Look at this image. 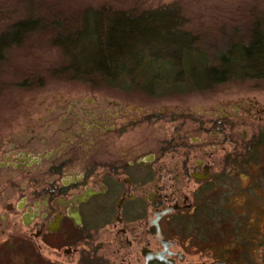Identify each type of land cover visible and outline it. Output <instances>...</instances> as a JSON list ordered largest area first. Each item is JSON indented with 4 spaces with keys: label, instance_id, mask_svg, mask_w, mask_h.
Masks as SVG:
<instances>
[{
    "label": "flooded vegetation",
    "instance_id": "1",
    "mask_svg": "<svg viewBox=\"0 0 264 264\" xmlns=\"http://www.w3.org/2000/svg\"><path fill=\"white\" fill-rule=\"evenodd\" d=\"M63 108L57 104V137L28 128L23 142L0 140V262L12 258L8 250L36 247L41 264H94L101 248L108 264H197L183 252L178 226L202 214L205 186L221 188L242 166L243 176L251 174L254 141L264 130L238 139L234 131L246 118L204 111L195 148L187 142L188 108L147 111L116 98ZM173 118L176 136L160 141V128L148 132ZM134 131L144 136L127 143ZM219 145L224 160L216 159Z\"/></svg>",
    "mask_w": 264,
    "mask_h": 264
},
{
    "label": "rangeland",
    "instance_id": "2",
    "mask_svg": "<svg viewBox=\"0 0 264 264\" xmlns=\"http://www.w3.org/2000/svg\"><path fill=\"white\" fill-rule=\"evenodd\" d=\"M106 7L137 14L178 9L186 19L184 28L199 36L205 50L214 58L217 51L228 45L233 30L247 31L253 19L264 13V0H0V33L11 24L30 16L50 19L59 14L67 17L90 8L100 10ZM50 37L49 34L33 35L23 46L12 50L2 69L1 81L15 83L25 74L63 65V55L59 49L50 45ZM106 98H116L123 103H131L132 106L147 108V111L163 106L176 110L175 112L188 108L190 115L187 121V142L195 148L200 146L199 139L203 137L198 129L204 111L209 114L207 118L216 115L219 108L223 110L222 115L238 112L237 119L246 118L248 123L243 126L239 122L242 125L234 131L238 139L245 133L246 139L250 141L264 130V81L232 82L205 93L163 98L125 94L112 89H94L79 82H53L41 90L10 88L0 97V140L7 142L8 138L15 137L23 142L28 128H34L41 136L52 137L54 133L57 137L59 133L56 132V127L62 126L61 118L56 112L57 104L62 107L64 105L62 110L73 111L71 106L78 101L98 99L103 105ZM251 109L252 113L247 114ZM233 119L236 117L233 116ZM178 125L179 122L173 118L172 123L160 124L158 128L148 132L160 128L155 135L161 141L176 136ZM144 132L134 131L128 134L125 137L127 143L139 142ZM205 138L210 139V136L206 135ZM120 141L116 140V143ZM102 150L100 145L101 154ZM211 151L215 149L211 148ZM215 155L216 159L224 160L225 150L219 145ZM253 165L248 177L243 176L246 167L242 166L233 180L223 183L221 188L215 182L205 186L207 193L204 195L202 214L197 212L185 217L184 223L178 226L176 236L183 242V252L191 261L197 264L218 260L235 264H264V148L257 154ZM14 201H17V197ZM216 209L222 214L227 209L230 210L223 219L225 224L217 225V218H209ZM236 226L241 227V231L247 236L246 240V237L241 238L232 232L231 229ZM35 248L31 247L30 253L23 248L8 250L12 258L7 257L9 260L0 264H41ZM4 250L2 247L0 253L6 255ZM105 253L104 248H101L94 256L95 262L101 263L99 257L106 256ZM103 263L108 264L106 261Z\"/></svg>",
    "mask_w": 264,
    "mask_h": 264
},
{
    "label": "trees",
    "instance_id": "3",
    "mask_svg": "<svg viewBox=\"0 0 264 264\" xmlns=\"http://www.w3.org/2000/svg\"><path fill=\"white\" fill-rule=\"evenodd\" d=\"M185 24L180 10L172 8L137 14L106 7L67 17L30 16L0 33V97L10 88L41 90L53 82L163 98L205 93L232 82L264 81V13L253 19L247 31L233 30L228 45L214 58ZM38 34L51 35L50 45L61 51L64 64L25 74L15 83L2 82V69L12 50ZM263 148L264 132L255 139L254 159ZM226 213L216 209V216L209 218L222 225ZM231 230L247 239L240 226Z\"/></svg>",
    "mask_w": 264,
    "mask_h": 264
},
{
    "label": "water",
    "instance_id": "4",
    "mask_svg": "<svg viewBox=\"0 0 264 264\" xmlns=\"http://www.w3.org/2000/svg\"><path fill=\"white\" fill-rule=\"evenodd\" d=\"M217 264H228V263L223 262V261H219V262H217Z\"/></svg>",
    "mask_w": 264,
    "mask_h": 264
}]
</instances>
